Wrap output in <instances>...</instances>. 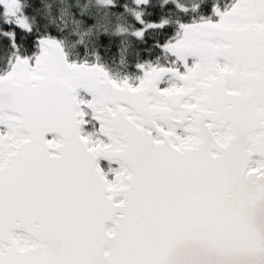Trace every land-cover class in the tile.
I'll return each instance as SVG.
<instances>
[{"label": "snow or ice", "instance_id": "snow-or-ice-1", "mask_svg": "<svg viewBox=\"0 0 264 264\" xmlns=\"http://www.w3.org/2000/svg\"><path fill=\"white\" fill-rule=\"evenodd\" d=\"M0 264H264V0H0Z\"/></svg>", "mask_w": 264, "mask_h": 264}]
</instances>
